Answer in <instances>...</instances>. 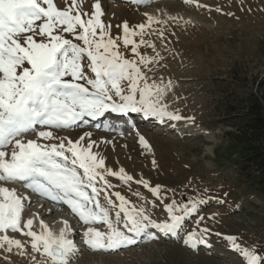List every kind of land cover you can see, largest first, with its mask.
<instances>
[{
  "label": "snow or ice",
  "instance_id": "1",
  "mask_svg": "<svg viewBox=\"0 0 264 264\" xmlns=\"http://www.w3.org/2000/svg\"><path fill=\"white\" fill-rule=\"evenodd\" d=\"M124 2L144 7L141 21L113 25L103 19L102 0H0V257L6 264H15L13 255L28 264H74L81 251L77 235L82 245L103 253L162 238L191 250L212 247L210 225L219 223V213L206 217L201 208L212 200L224 205L226 199L198 194L177 200L175 189L106 163L107 150L115 149L116 137L109 136L126 140L125 126L142 154L153 152L132 114L173 130L181 122L184 128L195 124L194 116L172 108L175 84L158 71L167 67L162 53L174 52L169 44L176 28L192 21L156 15L148 10L153 0ZM183 4L239 19L219 5ZM106 114H116L123 124L105 122L102 131L108 136L94 137L89 126L100 130L93 122ZM74 128L83 130L75 139L59 134ZM152 166L157 167L155 159ZM110 177L129 189L142 186L151 199L135 191L138 203L133 202ZM57 211L68 216L52 227L46 217ZM190 218L191 228L186 226ZM224 239L241 264H264V243L243 246L236 235Z\"/></svg>",
  "mask_w": 264,
  "mask_h": 264
},
{
  "label": "rangeland",
  "instance_id": "2",
  "mask_svg": "<svg viewBox=\"0 0 264 264\" xmlns=\"http://www.w3.org/2000/svg\"><path fill=\"white\" fill-rule=\"evenodd\" d=\"M156 2L166 4L173 15L179 14L185 20L193 18L188 25L181 21V27L176 28V37H170L169 48L174 52L162 53L167 57V67L158 71L175 84L169 97L172 108H178L185 117L194 116L195 124L184 128L181 122L180 128L173 130L167 124L140 119L144 123L136 121L139 130L150 142L153 152L142 154L125 126L126 140L115 133L109 136L116 137L115 149L109 147L107 150L106 163L117 170L123 166L130 174L143 176L153 185L175 189L177 200L187 202L199 194L206 198L220 197L226 199V203L218 205L212 200L201 208L200 214L206 217L210 213H219V223L210 225L213 227L209 236L210 249L200 246L191 250L181 242L162 238L142 241L118 254L103 253L82 245L77 235L75 241L81 251L74 264L101 261L105 264H241L242 257L229 247L224 236L236 235L243 246L264 243V196L238 169L243 153L240 145L225 135V132L234 131L225 104L229 106L228 112L230 109L242 111L245 106L242 103L256 92V84L264 78V11L258 10L264 7V0H242V3L240 0H200L213 8L219 5L224 12H234L239 19L189 7L183 0ZM154 4L153 0L149 11L156 8ZM102 6L106 12L103 19H110L113 25L125 19L137 22L145 10L143 6L136 8L124 0H102ZM249 8L252 11H248ZM113 32L115 34V28ZM108 119L93 122L101 124L100 130L89 126L94 137L97 134L108 136L102 131L105 122L111 123V118ZM82 131L74 128L59 134H68L75 139ZM122 141L127 143V148L122 147ZM153 159L157 162L155 169ZM110 179L117 185V191L135 203H138L132 195L135 191L151 199L140 185L134 183L129 189L118 179ZM7 186L17 187L20 193L26 191L17 185ZM224 193H228L227 197ZM237 205L241 206L238 210ZM193 219L186 222L187 227L195 226ZM216 232L221 235H215ZM12 260L15 264H28L26 258L18 255H13ZM0 264H6L2 257Z\"/></svg>",
  "mask_w": 264,
  "mask_h": 264
},
{
  "label": "trees",
  "instance_id": "3",
  "mask_svg": "<svg viewBox=\"0 0 264 264\" xmlns=\"http://www.w3.org/2000/svg\"><path fill=\"white\" fill-rule=\"evenodd\" d=\"M242 111L234 112L225 104L228 120L234 131L225 132L230 140L240 145L242 162L238 164L242 176L254 183L264 196V78L256 84V92L244 101Z\"/></svg>",
  "mask_w": 264,
  "mask_h": 264
},
{
  "label": "bare ground",
  "instance_id": "4",
  "mask_svg": "<svg viewBox=\"0 0 264 264\" xmlns=\"http://www.w3.org/2000/svg\"><path fill=\"white\" fill-rule=\"evenodd\" d=\"M158 1V0H157ZM154 3H156V4H154L155 6H156V8L153 10V12H155V14L156 15H160L161 13H167V14H169V15H173L170 11H169V9H168V7H167V5L166 4H158L157 2H156V0H154ZM141 19H142V17H140V19H139V21H141ZM193 18H190V20H192ZM139 21H137V22H139ZM67 133V132H66ZM65 135H68V134H65ZM69 136V135H68ZM124 142V141H123ZM60 213L61 212H59V211H57L56 213H55V215H53V216H50V217H47L46 219V222H48L52 227H56V222L57 221H59V220H61L62 218H64L65 216H63V215H60ZM36 225L34 224V227H35ZM37 230H39L38 229V227L36 228ZM97 264H105L104 262H99V263H97Z\"/></svg>",
  "mask_w": 264,
  "mask_h": 264
}]
</instances>
